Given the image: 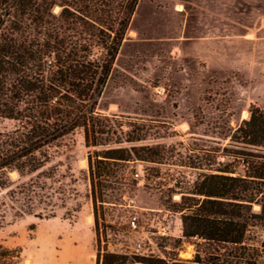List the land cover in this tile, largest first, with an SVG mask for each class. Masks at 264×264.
I'll use <instances>...</instances> for the list:
<instances>
[{"label":"rangeland","instance_id":"rangeland-1","mask_svg":"<svg viewBox=\"0 0 264 264\" xmlns=\"http://www.w3.org/2000/svg\"><path fill=\"white\" fill-rule=\"evenodd\" d=\"M251 105L264 107V0H232L226 9L213 0H141L97 112L118 125L119 147L141 155L146 151L139 149L148 148L159 157L145 162L132 156L113 167L117 182H103L96 224L86 180L94 148H86L80 134L68 160H57L70 166L74 183L47 182L51 190L66 189L64 206L53 196L54 216H46L43 202L33 208L38 217L16 216L7 192L30 177L10 172L11 188L0 191V249L18 250V264H186L197 253L201 264L230 261V246L183 238L181 217L189 212L180 208L201 201L194 193L202 177L241 149L230 138ZM12 127L0 121V129ZM234 171L243 175L246 169L240 164ZM252 208L260 213L258 204ZM134 215L138 229L129 231ZM137 243L143 256L135 254ZM246 243L262 262V220L252 219Z\"/></svg>","mask_w":264,"mask_h":264},{"label":"trees","instance_id":"trees-1","mask_svg":"<svg viewBox=\"0 0 264 264\" xmlns=\"http://www.w3.org/2000/svg\"><path fill=\"white\" fill-rule=\"evenodd\" d=\"M140 1L0 0V121L13 123L9 130L0 129V191L11 188L10 172L30 177L7 192L18 207L16 216L38 217L33 208L42 202L46 216H54L53 196L64 206L66 189L51 190L47 182L74 183L67 174L70 166L57 160H68L79 134L86 148H94L87 155L86 180L95 224L97 202H105L103 182L115 178L113 167L132 156L145 162L159 157L152 149L140 148L146 151L141 155L119 147L118 125L97 112ZM230 139L241 149L227 155L221 169L202 177L194 193L201 201L180 208L189 212L181 217L182 236L230 246V261L223 264H264V243L263 263L246 243L252 219L264 223V107L251 105ZM240 164L246 169L243 175L234 171ZM252 182L258 186L250 188ZM253 204L260 206L259 214ZM4 213L0 210L1 218ZM18 259V250L0 249V264H18ZM186 264H201L198 253Z\"/></svg>","mask_w":264,"mask_h":264},{"label":"built area","instance_id":"built-area-1","mask_svg":"<svg viewBox=\"0 0 264 264\" xmlns=\"http://www.w3.org/2000/svg\"><path fill=\"white\" fill-rule=\"evenodd\" d=\"M139 175L135 174V177L137 178ZM127 229L129 231H135L138 229V218L136 215L130 217L128 223H127ZM135 254L143 256L142 253V246L141 243H137L134 247Z\"/></svg>","mask_w":264,"mask_h":264},{"label":"crops","instance_id":"crops-1","mask_svg":"<svg viewBox=\"0 0 264 264\" xmlns=\"http://www.w3.org/2000/svg\"><path fill=\"white\" fill-rule=\"evenodd\" d=\"M213 1L217 2V4L219 3L220 5H222V8H225V9L227 8V6H229L230 4H232V0H228V1L227 0H213ZM223 11H225V10H223ZM222 38H223L222 40L224 41V43H227V40H229V38H231V37L228 34L225 33ZM199 39L202 42L204 41V44H210L211 42H209V40H211L212 37H210L209 35H202V36L199 37ZM246 115H245L244 118L247 117Z\"/></svg>","mask_w":264,"mask_h":264},{"label":"bare ground","instance_id":"bare-ground-1","mask_svg":"<svg viewBox=\"0 0 264 264\" xmlns=\"http://www.w3.org/2000/svg\"><path fill=\"white\" fill-rule=\"evenodd\" d=\"M245 115H246V113H245V112H243V118L245 117Z\"/></svg>","mask_w":264,"mask_h":264}]
</instances>
